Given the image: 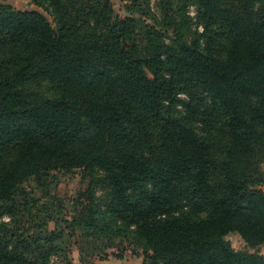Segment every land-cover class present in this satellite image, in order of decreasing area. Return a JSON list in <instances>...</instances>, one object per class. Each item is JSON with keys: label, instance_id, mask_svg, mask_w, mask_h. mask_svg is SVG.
Returning <instances> with one entry per match:
<instances>
[{"label": "trees", "instance_id": "1", "mask_svg": "<svg viewBox=\"0 0 264 264\" xmlns=\"http://www.w3.org/2000/svg\"><path fill=\"white\" fill-rule=\"evenodd\" d=\"M119 1L0 0V264H264V0ZM74 170L63 226L16 205Z\"/></svg>", "mask_w": 264, "mask_h": 264}, {"label": "rangeland", "instance_id": "2", "mask_svg": "<svg viewBox=\"0 0 264 264\" xmlns=\"http://www.w3.org/2000/svg\"><path fill=\"white\" fill-rule=\"evenodd\" d=\"M7 3H10L13 7L15 8H28V0H4ZM114 6L115 11L120 15L124 16L125 13L122 10V4L119 0H111ZM154 0H152L153 2ZM189 15L191 17L194 16V9L191 8L189 11ZM34 90L38 92L41 96L43 97H52L53 94L51 91L47 89V86L43 85L41 87H34ZM261 172L263 175V182L260 184V188L264 190V163L261 165ZM52 178H47V188L41 187L36 184L35 181L29 180L27 182L23 189L26 194H28V197L32 195H40L43 194L41 191L47 190L50 194V196L55 197L56 199L54 201H49V199H43L40 202L41 207L40 208H35L33 210V207L29 200H27V197L24 198V196H18L15 198V202L17 206H22L23 204L25 205V202L28 204L27 207L32 208V212L35 215L34 219L38 222L46 221V219H49L50 221L48 225L49 228H56L55 223L60 227L63 226V222L61 219H66L70 218L72 214V201L78 199L79 193L82 194L85 190L88 189L90 179L87 176L86 178H82L80 171L79 170H74L69 173L65 172H59V173H52ZM90 189V188H89ZM40 191V192H39ZM90 191H92L90 189ZM45 192V191H44ZM93 195L94 197L104 200L108 194V191L106 188L101 187V186H93ZM27 196V195H26ZM38 209V211L36 210ZM48 210L49 213H40L41 210ZM62 209V211H60ZM23 210V209H22ZM61 212V213H60ZM26 218V219H25ZM19 222L24 221L25 224L31 225L33 224V218H31L29 215H23L19 219ZM63 223V224H62ZM230 246L238 252H248V253H258L260 255L264 256V244L257 246L256 248H251L248 247L244 241L241 239V237L236 233V232H231L227 234L224 238ZM126 244V243H125ZM123 244L119 248L117 247H112V248H107L101 256L103 257H108L113 258L112 254H117L120 251H124V257H137L136 255H133L130 248L125 247L126 245ZM123 248L124 250H121ZM109 252L111 253L109 255ZM71 257L72 260L77 259L79 260V251L75 248H73L71 252ZM53 264H63L59 262V259L56 257L52 258ZM95 259L91 263L95 262Z\"/></svg>", "mask_w": 264, "mask_h": 264}, {"label": "crops", "instance_id": "3", "mask_svg": "<svg viewBox=\"0 0 264 264\" xmlns=\"http://www.w3.org/2000/svg\"><path fill=\"white\" fill-rule=\"evenodd\" d=\"M110 255V254H109ZM104 260H96L95 262L91 264H142V258L141 257H123L122 259H117L115 257L109 258ZM73 264H80L77 259L73 260Z\"/></svg>", "mask_w": 264, "mask_h": 264}, {"label": "built area", "instance_id": "4", "mask_svg": "<svg viewBox=\"0 0 264 264\" xmlns=\"http://www.w3.org/2000/svg\"><path fill=\"white\" fill-rule=\"evenodd\" d=\"M109 254H111V253L109 252Z\"/></svg>", "mask_w": 264, "mask_h": 264}]
</instances>
